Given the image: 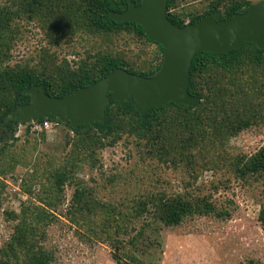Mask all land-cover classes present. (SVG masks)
Returning <instances> with one entry per match:
<instances>
[{
	"label": "trees",
	"instance_id": "trees-1",
	"mask_svg": "<svg viewBox=\"0 0 264 264\" xmlns=\"http://www.w3.org/2000/svg\"><path fill=\"white\" fill-rule=\"evenodd\" d=\"M130 1L140 3L0 0V209L4 180L20 167L32 169L23 184L30 199L18 211L3 213L12 224L0 245V264H52L55 256L46 240L60 218L79 243L108 247L116 264H153L147 249L154 225L229 221L239 208L235 190L258 206L256 220L264 229V145L253 152L231 145L245 131L264 134V50L251 43L193 57V107L170 102L140 117L132 100L110 101L101 123L71 128L52 115L34 119L65 126L60 153L48 151L44 132L33 134L29 122L9 119L29 102L22 91L32 85L62 97L117 68L156 74L162 47L136 23L109 17L125 11ZM253 5L252 0H168L167 17L183 27L216 13L221 23L235 13L246 15ZM33 42L36 47L16 60L15 49ZM20 125L21 138L16 137ZM116 147L122 163L104 167L103 153L113 155ZM84 171L87 180L78 175ZM206 172L211 179L199 182ZM33 185L39 187L34 195Z\"/></svg>",
	"mask_w": 264,
	"mask_h": 264
},
{
	"label": "water",
	"instance_id": "water-1",
	"mask_svg": "<svg viewBox=\"0 0 264 264\" xmlns=\"http://www.w3.org/2000/svg\"><path fill=\"white\" fill-rule=\"evenodd\" d=\"M168 0L130 1L123 12H110L116 23L139 25L150 42L162 49L159 70L144 77L117 68L97 82L74 90L62 97L47 95L42 84L26 87L23 95L29 102L17 106L9 119L26 123L47 115L56 117L71 128L103 122L110 101L132 100L135 111L144 117L151 108L170 102L193 107L197 98L189 93V72L193 57L199 53L226 54L243 43L264 50V2L251 6L246 15L235 13L218 23V14L211 13L196 23L176 26L167 17Z\"/></svg>",
	"mask_w": 264,
	"mask_h": 264
},
{
	"label": "rangeland",
	"instance_id": "rangeland-1",
	"mask_svg": "<svg viewBox=\"0 0 264 264\" xmlns=\"http://www.w3.org/2000/svg\"><path fill=\"white\" fill-rule=\"evenodd\" d=\"M252 2L256 5L264 0H252ZM34 47H36L34 42L31 47L25 44L19 45L14 51L15 59L21 58L28 49L33 50ZM68 58L72 59V57ZM24 128V126L18 127L17 137L21 138ZM65 129V126L60 125L59 129L46 134L49 152L60 153ZM231 145L253 152L264 145V134L256 129L248 130L232 139ZM114 150L116 152L113 155L109 151L103 153L104 167L122 163L121 148L116 147ZM31 170V167H20L12 177L4 180L6 188L3 196L6 199L0 209V245L8 239L12 224L4 219V211H18L20 204L30 199L23 190V184ZM78 175L87 180L90 174L84 171ZM210 179V173L206 172L199 178V182ZM38 188V185L32 186L33 195L38 192ZM233 193L239 208L229 221L203 218L182 227L154 225L156 230L151 236L153 244L147 249L151 254L149 256L151 262L153 264H264V229L256 220L258 206L236 190ZM67 194H70L68 190ZM227 196L233 197L229 193ZM65 204L66 201L62 208H65ZM46 245L55 256L52 264H116L111 259L110 249L105 245L79 243L72 229L62 218L49 227Z\"/></svg>",
	"mask_w": 264,
	"mask_h": 264
},
{
	"label": "built area",
	"instance_id": "built-area-1",
	"mask_svg": "<svg viewBox=\"0 0 264 264\" xmlns=\"http://www.w3.org/2000/svg\"><path fill=\"white\" fill-rule=\"evenodd\" d=\"M185 24L187 25V21L185 22ZM29 129L30 132L33 134H38L40 132H45L46 134L53 132L57 129H59V124L56 122H51L48 120H44L42 121V123H38V122H34L33 120L29 122ZM20 181V180H19ZM18 190V189H16ZM16 193V192H15Z\"/></svg>",
	"mask_w": 264,
	"mask_h": 264
},
{
	"label": "clouds",
	"instance_id": "clouds-1",
	"mask_svg": "<svg viewBox=\"0 0 264 264\" xmlns=\"http://www.w3.org/2000/svg\"><path fill=\"white\" fill-rule=\"evenodd\" d=\"M253 6H254V5H253ZM31 121H32V120H31ZM29 122H30V121H29ZM20 126H22V125H20ZM20 126H19V127H20ZM59 126H60V125H59ZM44 133H45V132H44ZM45 134H46V133H45ZM16 137H17V135H16Z\"/></svg>",
	"mask_w": 264,
	"mask_h": 264
}]
</instances>
